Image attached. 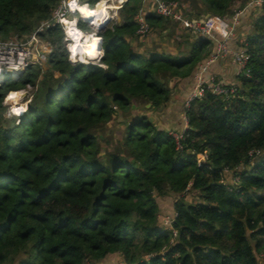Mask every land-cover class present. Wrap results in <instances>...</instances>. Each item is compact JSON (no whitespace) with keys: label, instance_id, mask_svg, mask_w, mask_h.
<instances>
[{"label":"trees","instance_id":"16d2710c","mask_svg":"<svg viewBox=\"0 0 264 264\" xmlns=\"http://www.w3.org/2000/svg\"><path fill=\"white\" fill-rule=\"evenodd\" d=\"M100 1L79 3L95 10ZM164 1L188 3L198 21L248 2ZM59 2L0 0V39L31 36ZM144 7L127 0L98 33V63H71L62 27L47 28L46 64L0 85V264H264V0L242 43L250 76L239 75L234 96L193 100L180 142L146 113L167 105L170 80L190 78L214 41L186 36L178 54L141 51ZM144 17L152 38L177 24ZM78 28L92 32L82 20ZM29 87L26 112L7 116V95ZM116 115L125 130L102 155L99 130ZM163 198L171 227L160 219Z\"/></svg>","mask_w":264,"mask_h":264},{"label":"built area","instance_id":"2783aa9c","mask_svg":"<svg viewBox=\"0 0 264 264\" xmlns=\"http://www.w3.org/2000/svg\"><path fill=\"white\" fill-rule=\"evenodd\" d=\"M101 1H105L110 4H116L118 6V9L114 11L118 19V11L127 0H118L117 2L114 0ZM154 2L155 13L159 16L179 23L183 29L187 30L194 36L197 35L206 37L216 42V51L211 57V62H214L223 57H230L238 66L240 74L242 76H250V69L248 67L251 58L250 54L246 49L232 50L230 48V42L233 37V26L230 24L228 19L211 15L207 19L204 18L205 23L201 24L198 20H194L188 15L186 5L180 2L164 0H154ZM261 4L262 0H253L248 3V7H259ZM72 5L81 4L79 3V0H60L58 7L54 11L52 20L41 23V25L33 32V34L29 37H26L24 40L15 38L11 40L0 39V85H2L9 78L12 80L19 79L31 66L37 64H46L47 55L51 52V46L49 43L42 41L39 37V34L47 28L55 25H60L65 33L66 47L71 63L90 64L98 63L101 60L103 56V48L100 47L102 45V38L99 37L101 41L99 46L100 54L98 55V57L94 60L84 62L82 58L83 54L76 53L74 51V48L72 47L74 42L72 38L68 36V23L75 24V27L78 28L79 21L82 20L92 28V32L89 34H93L98 37V33L101 31H98V29L106 22H108L109 24L111 22L110 20H112L113 18L108 16L103 21V24L99 28H97L92 24V22L84 19L81 14L73 10ZM83 6L89 8L88 5ZM112 11L113 10H111L110 12ZM239 15L240 12L236 11L235 16L233 17L234 22H237ZM137 21L139 23V28L136 35L141 40H146L150 36L151 29L142 13H139V15L137 16ZM84 33L88 34V32ZM207 71L208 67L204 65L196 74V87L186 99L184 110L189 108L190 103L193 100L204 97L207 92H211L215 95H219L225 98L234 96L238 92V85L226 84L220 81L215 75L207 76ZM23 91L24 90H20L17 92ZM11 93H9L5 98V104L10 105L11 103L15 107V105L17 104L16 99L8 102ZM30 102L31 100L27 101L24 106H21L22 110L21 112H19V114H15L14 109H11L10 114L18 117L22 116L28 109V105L30 104ZM183 119L185 124L188 126V119L185 113L183 114ZM184 133L171 132V134L176 138L177 142H180L183 139ZM164 223L166 226L171 227L173 224V217L165 218Z\"/></svg>","mask_w":264,"mask_h":264},{"label":"crops","instance_id":"0c3cea01","mask_svg":"<svg viewBox=\"0 0 264 264\" xmlns=\"http://www.w3.org/2000/svg\"><path fill=\"white\" fill-rule=\"evenodd\" d=\"M251 1H253V0H248L246 5H244V6H242V2H240V1L236 2L232 6L231 14L225 18V19H228L230 24L233 26V37H232V40L230 42V48L232 50L243 49L242 43L252 33L253 23L259 15L258 9H255V7H248V3ZM147 3H150L151 7L150 6L146 7ZM180 3L186 5L187 13H189V14L195 13L191 10L188 3H186V2H180ZM237 5L239 6L238 9L235 8V7H237ZM147 10L155 12L154 0H145L144 11L146 12ZM144 11L140 12V13H142L143 16H144ZM236 11L240 12V15L238 17L237 22H234L233 17L235 16ZM192 19H194V18H192ZM176 25L178 26V29L180 30L177 33H176V30H174L177 27ZM175 26L173 29H170L169 31L165 32L167 34L164 37H162L166 41V42H164L165 47L169 48V49H165L164 51H162L160 53L166 52V53L176 54L179 52L178 51L179 50V44L183 41V38H185L187 35H189V37H194V35L190 34L187 30L183 29L179 23L175 24ZM177 34H179L180 36H178ZM162 38H160V39H162ZM139 40L141 42L146 41V40H141L140 38H139ZM132 43H133V45H136L137 42H136V40H134ZM161 44H163V43H161ZM216 45H217L216 42H213V46H212L209 54L206 56V59L203 60L196 67L193 75L190 78L185 79V80H180L179 82L176 83L177 86L175 85L176 88H174V90L172 91V94L170 96V101L167 103L166 106L162 107L161 109L152 110V111L148 112V113H150L151 118H154V122L156 123V125L159 128L171 130V131L177 132V133H184L187 130L188 126L184 122L183 115L180 117V114H181V112H184L183 110H184V104L186 102V99L194 91V89L196 87L195 76L200 71L202 66L206 65L208 67V71L206 73L207 76L215 75L218 77V79L220 81H222L226 84L238 85V77L240 75V71H239L238 66L233 62L232 58L223 57V58H220L214 62L210 61L212 55L216 51L215 50ZM173 46H175V47H173ZM183 81L187 82V87H185V89H182V88L177 89L178 85ZM177 111H178V113H177ZM111 123H113V121L108 123L107 125H109ZM107 125L104 126L102 129H100L99 132L101 133V130L105 129L107 127ZM123 126H124V130H125V124ZM114 127H116V126H114ZM122 132H124V131H122ZM166 211H167V209H166Z\"/></svg>","mask_w":264,"mask_h":264},{"label":"rangeland","instance_id":"374dc122","mask_svg":"<svg viewBox=\"0 0 264 264\" xmlns=\"http://www.w3.org/2000/svg\"><path fill=\"white\" fill-rule=\"evenodd\" d=\"M114 1H118V0H114ZM101 6V5H100ZM147 6H150L151 7V4L150 3H147L146 4V7ZM236 9H238L239 8V6L237 5V7H235ZM152 10V9H151ZM193 14V13H192ZM109 17H111V18H113L112 20H110V21H113V20H116L117 19V15H115V13H114V11H112V12H110L109 13ZM109 21V22H110ZM177 26V25H176ZM175 26V27H176ZM80 29V28H79ZM174 30H176V33L177 32H179L180 30L178 29V26L176 27V29H174ZM173 30V31H174ZM167 33H164L163 35H162V37H164L165 35H166ZM178 36H180L179 34H177ZM175 36V35H174ZM187 36H189V35H187ZM162 37H160V36H154L153 38H152V36L150 35V37L145 41V42H140V41H138V43H137V46H139V49H141V51H148V52H153V51H156V52H162V51H164L165 49H169V48H166L165 47V45H164V42H166L165 41V39H163ZM160 38H162V39H160ZM191 40H194L195 39V37H191L190 38ZM161 43H163V44H161ZM169 43V42H168ZM173 47H175V46H173ZM184 49H186L187 50V48H186V46L185 47H180V51H182V50H184ZM188 51V50H187ZM186 51V52H187ZM176 54H178V53H176ZM89 61V60H88ZM87 61V62H88ZM91 62V61H90ZM93 62H95V61H93ZM88 64V63H87ZM46 67V66H45ZM44 67V69H46ZM188 79V78H187ZM185 80V79H184ZM185 87H187V82H185V81H183V82H181L179 85H178V87H177V89H180V88H182V89H185ZM34 90H33V88H28V89H26V90H24L23 92H20V93H26L27 95H26V97L24 98L23 96H17L16 98H15V96H13V99L12 100H14V98L16 99V102H17V104L15 105V107H21V106H24V104L27 102V101H29V100H32V92H33ZM13 93H16V92H13ZM11 98V96L9 97V99ZM9 99H8V102H10L9 101ZM4 104H5V101H4ZM9 104V103H8ZM8 108H9V110H8V114H7V116H9L10 115V112H11V109H14V106H13V104H11L10 103V105H7V104H5ZM22 108V107H21ZM17 109V108H16ZM184 111V110H183ZM140 112H142V110H140ZM137 113V112H136ZM177 113H178V111H177ZM184 114V112H181V114H180V117ZM147 114L148 115H150V113H148L147 112ZM116 119L113 121V123H111V124H109V125H107V127L105 128V129H103V130H101V137H100V141L102 142V148H103V152H102V155H104L105 154V152H106V150H112V147H107V145L105 144V141L106 140H114V139H117L119 136H120V134L122 133V131H124V124H126L125 123V121L124 120H122L121 119V116H119V115H116V117H115ZM114 126H116V127H114ZM114 127V128H113ZM114 136V138H113V136ZM104 136V138H105V140H101V138ZM108 148H110V149H108ZM230 176H231V174H230ZM186 198H187V200L188 201H191V200H193V194L190 192L187 196H186ZM162 201V210H161V213H160V219L161 220H163V219H165V218H167V217H171L172 215H173V213H172V199L171 198H169V199H162L161 200ZM166 209H167V211H166ZM111 261H113V262H111ZM101 264H124L122 261H120V258H113V260H112V258L111 259H108L107 261H105L104 263H101Z\"/></svg>","mask_w":264,"mask_h":264},{"label":"bare ground","instance_id":"6f19581e","mask_svg":"<svg viewBox=\"0 0 264 264\" xmlns=\"http://www.w3.org/2000/svg\"><path fill=\"white\" fill-rule=\"evenodd\" d=\"M101 3L102 1L99 2V4ZM99 4H97V6L95 7H98ZM72 8L73 10L81 14V16L84 19L88 20L89 22H92L94 26L99 28L103 24V21L109 16V12L111 10L113 11L117 10L118 6L116 4L103 2L101 6L99 8H96L95 10H92L86 6H81V5H72ZM68 24H69L68 36L71 37L74 42L72 46L74 48V51L76 53L83 54L82 58L84 62H87L88 60L96 59L100 54L99 48L97 49V47L100 46V41H101L99 40L100 38L98 37L99 39H97V36L93 34H87L82 32L80 29L75 27V24H70V23ZM14 96L16 98L17 96H23V95L20 92H16ZM21 110H22L21 107H14L15 114H19Z\"/></svg>","mask_w":264,"mask_h":264},{"label":"water","instance_id":"95a60500","mask_svg":"<svg viewBox=\"0 0 264 264\" xmlns=\"http://www.w3.org/2000/svg\"><path fill=\"white\" fill-rule=\"evenodd\" d=\"M211 16V14H207L204 18L205 19H207V18H209ZM202 19V20H200L199 22L201 23V24H204L205 23V19ZM107 24H108V22H106L103 26H101L99 29H98V31H100V30H103V29H105V27L107 26ZM101 48H102V45L100 46ZM180 81V79L179 78H173L171 81H170V88H174V86H175V84L177 83V82H179ZM23 95V97L25 98L26 97V93H23L22 94ZM151 105L149 104L147 107L149 108ZM151 121H154V118H151Z\"/></svg>","mask_w":264,"mask_h":264},{"label":"clouds","instance_id":"9594fccd","mask_svg":"<svg viewBox=\"0 0 264 264\" xmlns=\"http://www.w3.org/2000/svg\"><path fill=\"white\" fill-rule=\"evenodd\" d=\"M19 111V110H18Z\"/></svg>","mask_w":264,"mask_h":264}]
</instances>
